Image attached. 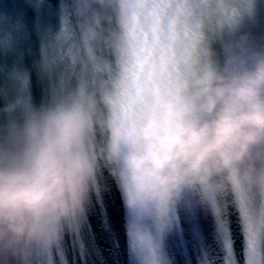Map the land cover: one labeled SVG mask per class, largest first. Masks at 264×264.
<instances>
[{"label": "clouds", "instance_id": "9594fccd", "mask_svg": "<svg viewBox=\"0 0 264 264\" xmlns=\"http://www.w3.org/2000/svg\"><path fill=\"white\" fill-rule=\"evenodd\" d=\"M204 24L188 0H129L103 109L81 85L0 121V264H28L79 221L102 159L135 221L166 219L186 194L214 212L225 193L264 195V50L178 62L187 29Z\"/></svg>", "mask_w": 264, "mask_h": 264}, {"label": "water", "instance_id": "95a60500", "mask_svg": "<svg viewBox=\"0 0 264 264\" xmlns=\"http://www.w3.org/2000/svg\"><path fill=\"white\" fill-rule=\"evenodd\" d=\"M184 5L185 0H173ZM203 0L192 3L205 24L189 28L173 53L178 62L191 58L222 62L237 45L264 50V0ZM129 0H0V110L13 105L5 118L19 119L33 107L47 105L86 85L103 109V97L116 82L119 49ZM215 5L216 7H212ZM185 12L184 8L178 9ZM103 145V138L98 139ZM100 189L86 213L65 228L50 247L34 250L28 264H144L138 234H157L162 221H135L123 194L107 195L113 180L100 162ZM115 182V181H114ZM196 209L179 226L162 233L160 264H252L241 203L264 204V195L216 198L217 210L197 194H186L174 207ZM173 208V209H174ZM264 259V241L260 246Z\"/></svg>", "mask_w": 264, "mask_h": 264}, {"label": "snow or ice", "instance_id": "6c2138e0", "mask_svg": "<svg viewBox=\"0 0 264 264\" xmlns=\"http://www.w3.org/2000/svg\"><path fill=\"white\" fill-rule=\"evenodd\" d=\"M189 3L202 4L203 0H188ZM180 65H177L179 67ZM107 184L111 185L110 192L107 195H116L119 197L117 184L108 180ZM195 202L192 201L188 207H179L172 209V220L170 222L157 224V234L153 236L150 233H139L138 242L144 253V264H160L158 254L160 238L165 229L175 225L179 226L182 216L190 217L196 209ZM241 214L247 230V241L249 245V255L252 264H264L261 259L260 246L264 241V204L256 207L248 203H241Z\"/></svg>", "mask_w": 264, "mask_h": 264}]
</instances>
